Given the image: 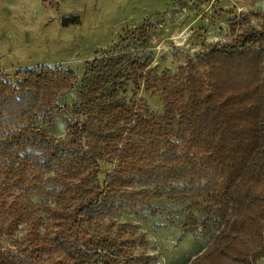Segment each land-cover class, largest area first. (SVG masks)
I'll return each mask as SVG.
<instances>
[{"label":"trees","instance_id":"1","mask_svg":"<svg viewBox=\"0 0 264 264\" xmlns=\"http://www.w3.org/2000/svg\"><path fill=\"white\" fill-rule=\"evenodd\" d=\"M232 26L229 43L175 75L153 67L144 24L124 29L126 52L87 61L81 79L50 66L0 76V264H158L136 251L149 248L140 227L117 220L158 215L153 200L182 207L179 242L217 227L189 264L264 260V14L260 28ZM74 89L78 100L61 105ZM58 115L64 139L39 125ZM102 163L113 171L101 185Z\"/></svg>","mask_w":264,"mask_h":264},{"label":"rangeland","instance_id":"2","mask_svg":"<svg viewBox=\"0 0 264 264\" xmlns=\"http://www.w3.org/2000/svg\"><path fill=\"white\" fill-rule=\"evenodd\" d=\"M263 14L264 0H0V76L14 82L20 69L50 66L72 69L81 79L87 61L126 52L121 40L124 29L144 24L155 30L144 51L154 55L153 67L175 75L188 58L194 59L209 46L229 43L232 24L237 30L248 25L260 28ZM130 50L135 53L134 47ZM142 96L153 111L163 112L159 98ZM77 100L74 89L59 102L73 105ZM39 125L54 138L68 136L65 115H58L53 125L43 120ZM102 169L101 185L113 166L102 163ZM151 204L160 211L158 215L143 208L117 220L140 227L149 248L136 251L160 255L158 264H189L217 233L214 227L208 237L190 234L179 242L185 218L182 207L167 200ZM3 244L8 246V241Z\"/></svg>","mask_w":264,"mask_h":264},{"label":"crops","instance_id":"3","mask_svg":"<svg viewBox=\"0 0 264 264\" xmlns=\"http://www.w3.org/2000/svg\"><path fill=\"white\" fill-rule=\"evenodd\" d=\"M260 264H262V261L260 262Z\"/></svg>","mask_w":264,"mask_h":264}]
</instances>
